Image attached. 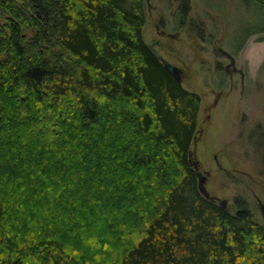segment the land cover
<instances>
[{
  "label": "trees",
  "instance_id": "16d2710c",
  "mask_svg": "<svg viewBox=\"0 0 264 264\" xmlns=\"http://www.w3.org/2000/svg\"><path fill=\"white\" fill-rule=\"evenodd\" d=\"M246 2L258 17L236 50L264 33V0ZM145 23L143 0H0V177L19 182L0 184V264H264L246 200L226 209L197 189L200 97L153 55Z\"/></svg>",
  "mask_w": 264,
  "mask_h": 264
},
{
  "label": "rangeland",
  "instance_id": "374dc122",
  "mask_svg": "<svg viewBox=\"0 0 264 264\" xmlns=\"http://www.w3.org/2000/svg\"><path fill=\"white\" fill-rule=\"evenodd\" d=\"M246 1L188 0L186 23L178 28L175 13L179 0H143L146 23L142 37L150 49L152 46L160 54L162 63L179 70L180 85L200 97L190 152L198 162V172L207 176L206 190L217 203L224 200L226 209L239 198L246 200L256 220L264 223L257 202L259 199L264 204V33L251 35L238 50L231 41L237 26L258 17ZM23 32L27 37L32 34ZM216 48L233 56L235 71L226 69L229 61ZM86 156L91 158L89 162L96 159L94 152ZM49 162L51 167L55 165V160L50 158ZM31 172L34 174L28 167L26 175L16 173L26 179ZM50 172L59 176L55 168ZM75 174L74 180H79L81 172ZM35 178L45 188L36 173ZM108 181L111 183V178ZM48 182L57 185V180ZM0 184H13L16 189L19 182L0 177ZM122 212L126 213L123 209ZM117 216L121 218V213ZM106 232L112 237L109 230Z\"/></svg>",
  "mask_w": 264,
  "mask_h": 264
},
{
  "label": "water",
  "instance_id": "95a60500",
  "mask_svg": "<svg viewBox=\"0 0 264 264\" xmlns=\"http://www.w3.org/2000/svg\"><path fill=\"white\" fill-rule=\"evenodd\" d=\"M150 47H151V51H152L153 55L162 63V57L160 56V54L155 50V48H153L152 46H150ZM215 50L218 51L221 55L225 56L228 59L229 62L226 65V69L231 67L232 70L235 71L236 70L235 69V60H234L233 56L229 52L223 50L222 48H216ZM162 65H163V68L174 78V80L178 84H180L179 70L175 66H173L167 62L162 63ZM237 71L241 74V76H243V73L241 70L237 69ZM192 157H193V153L190 152L189 153V164L195 170V174L197 177V189H198L199 193L204 198L210 200L211 202L216 201V198L210 196V194L208 193V191L205 188V181H206L207 176L203 175L201 172H198V162L193 160ZM207 175H208V173H207ZM257 202H258V206L260 209L261 216L264 220V204L261 203V201L259 199H257ZM219 205L224 207L225 201L224 200L220 201Z\"/></svg>",
  "mask_w": 264,
  "mask_h": 264
},
{
  "label": "flooded vegetation",
  "instance_id": "af4514ba",
  "mask_svg": "<svg viewBox=\"0 0 264 264\" xmlns=\"http://www.w3.org/2000/svg\"><path fill=\"white\" fill-rule=\"evenodd\" d=\"M232 70V69H231ZM232 72H233V70H232Z\"/></svg>",
  "mask_w": 264,
  "mask_h": 264
}]
</instances>
